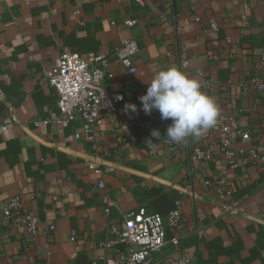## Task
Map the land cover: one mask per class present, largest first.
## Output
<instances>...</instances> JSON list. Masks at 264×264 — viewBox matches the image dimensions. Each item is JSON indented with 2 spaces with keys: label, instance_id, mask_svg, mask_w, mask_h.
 I'll list each match as a JSON object with an SVG mask.
<instances>
[{
  "label": "crops",
  "instance_id": "1",
  "mask_svg": "<svg viewBox=\"0 0 264 264\" xmlns=\"http://www.w3.org/2000/svg\"><path fill=\"white\" fill-rule=\"evenodd\" d=\"M127 38L137 43V71L112 60L114 77L106 82L109 91L124 94L119 117L104 118L92 139L78 120L35 124L58 113V93L45 74L61 50L108 53ZM170 66L199 79L219 106L220 119L233 115L248 132L246 139L233 136L232 151H259L264 89L253 82L264 84V0H0V125H7L0 128V212L17 196L24 210L54 226L31 239L24 226L0 215V264H107L124 245L99 242L111 236L122 214L151 208L150 187L166 194L167 210L175 202L180 206V225L167 230L162 259L264 264V164L248 154L234 155L235 167L221 156L190 158L195 146L218 147L220 119L175 150L148 140L138 126L139 97ZM89 164L106 172L100 176ZM222 170L230 182V214L203 184ZM100 178L104 189L97 187ZM173 235L177 248L168 241Z\"/></svg>",
  "mask_w": 264,
  "mask_h": 264
},
{
  "label": "built area",
  "instance_id": "2",
  "mask_svg": "<svg viewBox=\"0 0 264 264\" xmlns=\"http://www.w3.org/2000/svg\"><path fill=\"white\" fill-rule=\"evenodd\" d=\"M126 23L131 24L132 21L128 20ZM211 27L216 28V24L212 23ZM137 51L134 38L122 40L108 53L95 51L76 53L67 49L61 50L52 60L45 74L46 83L54 87L58 93V113L48 120H36L35 124L52 121L65 125L78 120L86 138L92 139L96 127L104 118L119 117L118 106L124 99L123 93L111 92L106 88L107 80L114 77V73L109 69V63L113 60L124 70L134 73L137 68L133 57ZM253 83L258 89H264L263 83L258 81ZM11 120L13 123L20 122L13 112H11ZM138 120L141 131L151 136V131L158 129L161 137L156 140L164 142L172 150L179 147V144L171 143L167 139L165 135L167 123L160 118L157 110H153L150 114L142 111ZM220 121L222 139L218 147L214 150L210 147L195 146L190 153V158L194 162L217 161L221 156L230 167H235L236 162L231 158L236 154L242 157L248 154L264 164V143L261 144L259 151L253 147H239L232 151L230 145L233 136L246 139L249 134L240 129L238 119L233 115L223 116ZM0 128L5 130L7 125L1 124ZM79 136L80 133L75 134V137ZM88 167L100 176L106 172L93 164H89ZM225 174L222 170L215 179L203 180V184L213 188L222 210L230 214L233 213L234 206L230 202V182ZM97 187L104 189L103 179L98 180ZM0 213L3 219H10L14 224L24 226L28 238L31 239L41 233L50 234L54 230L52 224L42 221L34 212L24 210L23 201L17 196L10 198L3 205ZM180 222L179 202H175L165 216L157 212H148L144 208L122 214L120 222L111 225L109 229L111 236L99 242L102 247H111L117 243L124 245V250L119 251L116 258L108 259L107 264H191L192 260L186 257L162 259L159 256L167 243V230L175 231ZM168 241L177 248L179 244L177 235H173Z\"/></svg>",
  "mask_w": 264,
  "mask_h": 264
},
{
  "label": "clouds",
  "instance_id": "3",
  "mask_svg": "<svg viewBox=\"0 0 264 264\" xmlns=\"http://www.w3.org/2000/svg\"><path fill=\"white\" fill-rule=\"evenodd\" d=\"M139 99L145 114L157 110L162 120H171L165 135L175 144L199 138L214 128L221 116L219 106L202 90L200 80L178 66L159 70ZM126 108L136 111L135 104L126 105ZM151 137L148 140L161 137L159 130L153 129Z\"/></svg>",
  "mask_w": 264,
  "mask_h": 264
},
{
  "label": "trees",
  "instance_id": "4",
  "mask_svg": "<svg viewBox=\"0 0 264 264\" xmlns=\"http://www.w3.org/2000/svg\"><path fill=\"white\" fill-rule=\"evenodd\" d=\"M146 195L151 198L150 207H143L148 212H157L165 216L168 212L167 207L170 201L167 199L166 194L161 191L159 187H150L146 189Z\"/></svg>",
  "mask_w": 264,
  "mask_h": 264
},
{
  "label": "water",
  "instance_id": "5",
  "mask_svg": "<svg viewBox=\"0 0 264 264\" xmlns=\"http://www.w3.org/2000/svg\"><path fill=\"white\" fill-rule=\"evenodd\" d=\"M8 91H9V94L12 96V92H11V90L9 89Z\"/></svg>",
  "mask_w": 264,
  "mask_h": 264
}]
</instances>
